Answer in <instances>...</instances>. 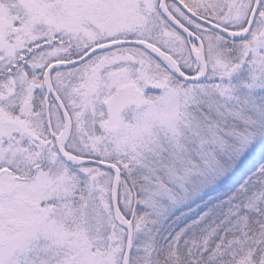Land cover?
Listing matches in <instances>:
<instances>
[{"label":"snow or ice","instance_id":"snow-or-ice-1","mask_svg":"<svg viewBox=\"0 0 264 264\" xmlns=\"http://www.w3.org/2000/svg\"><path fill=\"white\" fill-rule=\"evenodd\" d=\"M0 264H264V0H0Z\"/></svg>","mask_w":264,"mask_h":264}]
</instances>
